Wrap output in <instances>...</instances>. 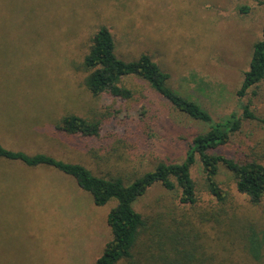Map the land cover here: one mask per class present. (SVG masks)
Here are the masks:
<instances>
[{
  "label": "rangeland",
  "instance_id": "1",
  "mask_svg": "<svg viewBox=\"0 0 264 264\" xmlns=\"http://www.w3.org/2000/svg\"><path fill=\"white\" fill-rule=\"evenodd\" d=\"M103 27L118 58L149 55L170 75V87L198 102L214 121L232 113L241 117L243 105L264 119V80L237 96L252 46L262 36L264 0H0V145L81 164L101 177H132L160 162H182L189 141L204 127L172 112L150 90L146 98L122 101L94 98L84 86L85 74L77 67ZM131 84L136 91L145 89L140 81ZM68 115L101 121L99 136L58 133L55 124ZM243 121L241 131L213 154L235 160L260 155L261 124ZM191 178L195 208L181 205L177 191L157 184L134 209L163 226L196 223L197 213L215 210L217 202L205 190L198 158ZM217 180L238 219L264 228V199L251 207L223 167ZM114 205L96 207L71 177L55 169L0 159V264H94L111 239L106 218ZM202 229L206 252L223 257L220 234L212 225ZM150 244L147 233L133 264H153L145 260L157 254ZM239 249L235 263L240 255L239 264H264V250L256 262Z\"/></svg>",
  "mask_w": 264,
  "mask_h": 264
},
{
  "label": "trees",
  "instance_id": "2",
  "mask_svg": "<svg viewBox=\"0 0 264 264\" xmlns=\"http://www.w3.org/2000/svg\"><path fill=\"white\" fill-rule=\"evenodd\" d=\"M243 14L247 8L240 9ZM85 74L84 86L94 98L103 95L131 101L150 90L165 100L172 112L180 114L191 122L204 127L189 141L182 162H160L151 171L142 174L133 173L132 177L94 175L81 164L67 163L46 154L29 155L0 145V159L18 162L28 168L50 167L71 177L82 191L88 193L96 207H103L114 202L107 215L106 224L111 232V239L94 264H133L139 252V242L143 235L149 233L151 253L146 262L153 264H239L234 261L237 247L242 252L259 262L264 250V228L251 223L247 217L239 220L237 213L231 209L230 195L217 180L221 168H225L235 185L236 192L244 195L251 207L261 206L264 199V119L254 116L249 106L243 105L241 117L236 113L214 121L198 102L181 94L169 85L170 75L147 55L142 54L134 61H124L115 54L113 38L106 28H100L92 39L88 54L77 67ZM140 81L145 89L136 91L129 81ZM264 80V28L260 40L252 46L248 70L243 73L239 98L256 88ZM143 114L147 109L143 107ZM243 120H254L261 124L263 137L260 155L255 158L235 160L212 151L230 143L233 136L241 129ZM101 121L85 119L76 115L63 117L55 124V130L68 136L97 138L101 131ZM199 160L204 175L206 192L215 198L216 209L197 213V221L175 222L181 229L171 223L163 226L157 220L145 219L134 209L139 198L154 185L162 186L166 191H177L179 203L195 208L198 204L196 185L191 178V170ZM263 160V162H261ZM212 225L218 234V245L223 248L224 256L219 257L206 252L205 240L208 238L205 228ZM261 228V229H260ZM237 246V247H236ZM156 248V249H155Z\"/></svg>",
  "mask_w": 264,
  "mask_h": 264
}]
</instances>
